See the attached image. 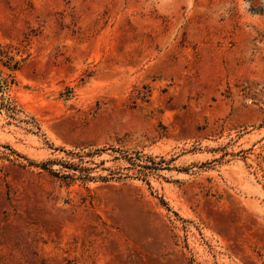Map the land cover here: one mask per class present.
<instances>
[{
	"label": "rangeland",
	"instance_id": "rangeland-1",
	"mask_svg": "<svg viewBox=\"0 0 264 264\" xmlns=\"http://www.w3.org/2000/svg\"><path fill=\"white\" fill-rule=\"evenodd\" d=\"M0 43V264H264V0H0Z\"/></svg>",
	"mask_w": 264,
	"mask_h": 264
},
{
	"label": "trees",
	"instance_id": "trees-1",
	"mask_svg": "<svg viewBox=\"0 0 264 264\" xmlns=\"http://www.w3.org/2000/svg\"><path fill=\"white\" fill-rule=\"evenodd\" d=\"M0 56L5 59L4 61V66H6L7 68L11 69V68H17L18 66V63L16 62V64L12 67L11 62L14 61V58L10 55V52L9 50L5 49V47L2 46V44L0 43ZM2 59V60H3ZM88 155H93L94 153H87ZM76 156L78 157H83V155H80V154H75ZM125 158H128L130 161L134 162L133 160V157H129V155H125ZM137 159H140V157H137ZM135 164V163H134ZM143 168L145 169H150L149 167L147 166H143ZM81 171L84 172V168H81ZM71 178V176H70ZM81 179H84V180H88L89 177H81Z\"/></svg>",
	"mask_w": 264,
	"mask_h": 264
}]
</instances>
